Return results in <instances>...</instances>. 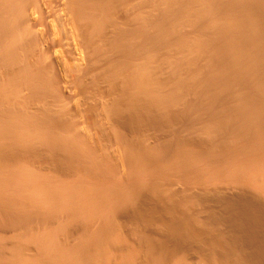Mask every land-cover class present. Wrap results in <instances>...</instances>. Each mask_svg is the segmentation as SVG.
<instances>
[{"label":"bare ground","instance_id":"6f19581e","mask_svg":"<svg viewBox=\"0 0 264 264\" xmlns=\"http://www.w3.org/2000/svg\"><path fill=\"white\" fill-rule=\"evenodd\" d=\"M0 264H264V0H0Z\"/></svg>","mask_w":264,"mask_h":264}]
</instances>
